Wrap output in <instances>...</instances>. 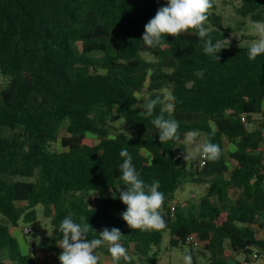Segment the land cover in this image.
Segmentation results:
<instances>
[{"label": "trees", "instance_id": "16d2710c", "mask_svg": "<svg viewBox=\"0 0 264 264\" xmlns=\"http://www.w3.org/2000/svg\"><path fill=\"white\" fill-rule=\"evenodd\" d=\"M237 1L240 17L264 21V0ZM165 4L0 0V264H43L22 252L10 231L20 222L33 224L37 206L54 230L39 248L52 254L48 264H59L58 228L67 216L96 230L89 231V239L99 238L106 227L120 229L132 259L119 264H158L153 249L163 232L172 248L186 246V236L195 234L204 242L196 254L208 264H239L233 256L248 258L254 249L264 256V239L253 229L264 232V223L256 224L264 219V54L249 60L247 47L224 43L214 0L205 39L224 45L219 61L204 53V41L191 30L146 47L144 26ZM199 70L203 78L195 75ZM166 93L176 98L172 113H162L164 105L158 104L153 116L141 114L136 95L163 100ZM116 108L136 137L118 132ZM161 114L179 121L181 141L161 144L152 124ZM192 130L220 146L219 160L199 167L195 157L187 168L175 158ZM88 134L97 139L94 146L83 143ZM56 143L61 151L53 149ZM123 148L145 183L160 182L162 230H132L121 218ZM182 177L201 187V196L194 208L185 211L178 204L171 212ZM98 251L111 262L106 246ZM188 255L196 264L192 248Z\"/></svg>", "mask_w": 264, "mask_h": 264}, {"label": "clouds", "instance_id": "9594fccd", "mask_svg": "<svg viewBox=\"0 0 264 264\" xmlns=\"http://www.w3.org/2000/svg\"><path fill=\"white\" fill-rule=\"evenodd\" d=\"M214 6L213 0H166L165 6L160 7L155 16L151 18L144 26V33L141 40L148 48H156L161 45L165 37H179L182 34L195 33L204 41L203 51L205 54L219 61V53L224 49V45L217 41L213 43L209 36V28L205 27L208 20L209 10ZM251 33L255 36L248 44V58L255 60L258 56L264 54V21L251 19V14L247 20ZM191 34V33H190ZM228 41V40H227ZM197 77L203 78L204 70L195 73ZM175 96L168 93L163 100L157 95L141 104V114L153 116L154 110L158 104H163L161 112L172 113L175 108ZM152 124L159 130V140L162 143L168 141H181L178 134L179 121L174 118H165L163 114L156 115ZM129 139L130 134L127 133ZM200 136L199 130L188 131L182 143L185 145H195L194 151L201 157V163L208 161H217L221 156V148L218 144L205 142L197 144V137ZM119 155L123 158L120 165L122 173L120 179L124 190L119 189V199L126 205V210L121 213V218L132 230L149 231L162 230L166 227V221L162 215L165 194L161 192L159 180H153L147 184L140 178V173L133 164L132 155L127 148L121 149ZM183 155L185 161L189 160V153ZM116 196L113 195V199ZM96 232L89 223L81 224L74 222L71 216H67L60 222L58 231L62 237L58 246L62 252L58 256L60 264H99L100 257L96 250L102 246L107 247L111 256L112 264H119L121 260L131 261L132 257L128 250L121 243L120 229L104 228L98 233L99 238H88L89 231ZM97 233V232H96ZM49 234V233H48ZM52 234H49L51 236ZM39 241V237H37ZM184 264H192L190 255L184 256Z\"/></svg>", "mask_w": 264, "mask_h": 264}, {"label": "rangeland", "instance_id": "374dc122", "mask_svg": "<svg viewBox=\"0 0 264 264\" xmlns=\"http://www.w3.org/2000/svg\"><path fill=\"white\" fill-rule=\"evenodd\" d=\"M215 4V13L220 17L222 25L224 27V32L226 33V39L224 43L228 46L234 47H247L248 44L255 39V36L251 33L249 29V25L247 23L248 18L240 17L236 9L239 6V2L237 0H214ZM228 40V41H227ZM97 56V54H94ZM142 56L146 59H151L149 56L142 54ZM2 78L0 77V83L2 82ZM167 94V93H166ZM138 100V108L139 104L144 101L143 96L136 95ZM141 109V108H139ZM117 119L114 123V126L117 127L119 133H123L128 136L127 133L130 134L131 138L136 137V135L125 126L123 120L119 117L117 108L114 110ZM258 118V117H257ZM256 123L253 125H248V129H253ZM263 138H264V131H263ZM85 145L94 146L97 143V139L92 135H87L83 141ZM182 143V142H181ZM197 144L205 143L204 136L197 137ZM183 148L178 153L181 155V159H183V155H186V151L189 153L190 158L189 160L184 162L186 167L189 168V163L191 159L195 157H199L200 155L194 151L195 145H185L182 143ZM53 149L56 151H61L59 143L52 145ZM230 146L225 143V150L228 151ZM261 152L264 159V141L261 145ZM145 157H149L146 152H142ZM229 162V161H228ZM180 185L176 189L174 193V200L172 201V205H180L185 211L188 209L194 208L198 200L201 196L202 188L191 185L188 183V177H182L180 180ZM23 205V203H22ZM36 212V221L30 225H24L22 222L18 224L17 228L10 229L11 234L16 238L18 241L21 250L24 253L28 252V245L31 244L34 247L33 254H30L34 257L37 263L48 264L52 263V254H47L42 257V253L40 251V247L46 242L47 239L51 238L54 235V230L50 226L49 221L43 217V209L41 206H37L35 208ZM264 223V219L258 218L256 224ZM31 227L32 232L29 234L24 235V228ZM255 231V235L257 239H264V232L263 230L259 229L256 225L253 227ZM52 234L49 236V234ZM23 237V238H22ZM37 237H39V241H37ZM153 251L157 252V263L158 264H184V256L188 255L190 248L188 246H181L177 248H172L169 246V234L168 232L162 233V240L160 245L157 248H154ZM193 256L195 258L196 264H208L206 258H203L196 254L197 251L202 252V247L198 249H192ZM62 252V249H61ZM60 252V253H61ZM253 253L258 254L256 260L250 262L249 264H264V256L262 252L258 251L257 249L253 250ZM96 254L100 257V264H111L109 258L102 254L101 252H96ZM60 255V254H59ZM233 259L238 263L244 259L243 256H233ZM59 261V260H58ZM60 264V261H59Z\"/></svg>", "mask_w": 264, "mask_h": 264}, {"label": "built area", "instance_id": "2783aa9c", "mask_svg": "<svg viewBox=\"0 0 264 264\" xmlns=\"http://www.w3.org/2000/svg\"><path fill=\"white\" fill-rule=\"evenodd\" d=\"M241 122L242 123L246 122L244 117H241ZM175 158H181V155L179 153H176ZM198 164H199V167H203L205 164V163H201V157L200 156L198 157ZM174 207H175L174 205H170V211L171 212H174ZM32 231H33L32 228L28 226V227L24 228V235L29 234ZM184 243L186 246H188L192 249H198V248L204 246V242H201L195 234H190V235L186 236ZM27 250H28V252L33 253L34 247L31 244H29ZM257 257H258L257 254L253 253L248 258H244L242 261H240L239 264H249L250 262L256 260Z\"/></svg>", "mask_w": 264, "mask_h": 264}, {"label": "crops", "instance_id": "0c3cea01", "mask_svg": "<svg viewBox=\"0 0 264 264\" xmlns=\"http://www.w3.org/2000/svg\"><path fill=\"white\" fill-rule=\"evenodd\" d=\"M12 229V228H11ZM23 238V237H22ZM23 252V251H22ZM42 253V257L44 256V255H47V253H43V252H41ZM111 263V262H110Z\"/></svg>", "mask_w": 264, "mask_h": 264}]
</instances>
